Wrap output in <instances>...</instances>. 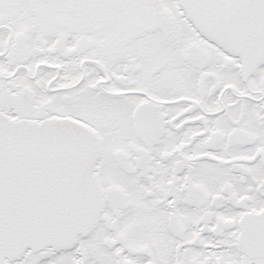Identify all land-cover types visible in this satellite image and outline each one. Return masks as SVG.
<instances>
[{
  "label": "snow or ice",
  "instance_id": "1",
  "mask_svg": "<svg viewBox=\"0 0 264 264\" xmlns=\"http://www.w3.org/2000/svg\"><path fill=\"white\" fill-rule=\"evenodd\" d=\"M0 264H264V0H0Z\"/></svg>",
  "mask_w": 264,
  "mask_h": 264
}]
</instances>
